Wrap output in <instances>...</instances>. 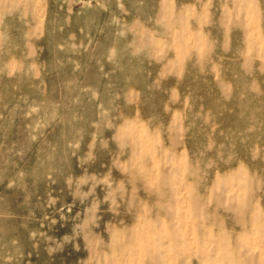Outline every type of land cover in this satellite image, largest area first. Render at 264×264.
Listing matches in <instances>:
<instances>
[{"label":"rangeland","instance_id":"1","mask_svg":"<svg viewBox=\"0 0 264 264\" xmlns=\"http://www.w3.org/2000/svg\"><path fill=\"white\" fill-rule=\"evenodd\" d=\"M0 264H264V0H0Z\"/></svg>","mask_w":264,"mask_h":264}]
</instances>
